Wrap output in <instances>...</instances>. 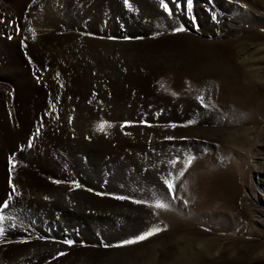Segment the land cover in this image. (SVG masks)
<instances>
[{
  "label": "bare ground",
  "instance_id": "obj_1",
  "mask_svg": "<svg viewBox=\"0 0 264 264\" xmlns=\"http://www.w3.org/2000/svg\"><path fill=\"white\" fill-rule=\"evenodd\" d=\"M198 3L193 0L191 12L169 4L170 16L161 0H27L26 11L0 15V32L7 39L14 34L22 55L26 51L35 60L28 84L42 94L37 101L51 116L45 119L47 133L51 126L46 123L63 121L65 128L72 117L81 132L41 135L33 150L27 147L29 135H0V149L4 144L10 146L7 153L12 150L8 155L19 151L5 184L0 171V192L12 191L9 174L19 185L13 202L0 203L7 205L0 222V264H148L156 257V242L134 250L122 244L143 233V219L157 215L171 227L187 224L183 213H194L193 207L171 197L169 185L176 188L177 175L187 170L182 162L191 142L189 124L219 122L225 104L237 102L229 94L237 91L235 42L221 45L219 39L241 27L232 2ZM190 15L198 18V26ZM129 32L131 42L125 40ZM239 59L247 76L264 78L254 52L243 51ZM38 69L46 74L37 80ZM60 99L58 121L45 104ZM8 100L13 114L33 124L30 101ZM157 113L158 122L170 125L145 129L131 124L126 132L120 130L121 119L155 121ZM104 123L108 126L99 130ZM181 187L179 196L191 201L196 195L198 205L212 210L220 201L236 200L235 189L222 193L213 177Z\"/></svg>",
  "mask_w": 264,
  "mask_h": 264
},
{
  "label": "rangeland",
  "instance_id": "obj_2",
  "mask_svg": "<svg viewBox=\"0 0 264 264\" xmlns=\"http://www.w3.org/2000/svg\"><path fill=\"white\" fill-rule=\"evenodd\" d=\"M220 1L225 4L229 3L228 5L231 6L235 4L233 5L237 7L235 16L241 25L237 32L232 31V34H229L230 37L219 39L221 45L228 41L235 42L233 46L237 50V58L235 57L237 59V91L229 94L236 96L235 101L237 100V102H232L233 104L236 103L235 106L230 105L231 102L225 104L223 108L224 116L219 122H212V120L210 122H192V124H189L191 127L187 139H189L188 142H191L186 146L187 148L183 154L185 159L182 162L184 163L183 167L187 165L185 167L187 170L182 173L183 179H181L182 176L180 178L177 175L176 180H174V184L177 183L176 188L173 185L168 190L171 197L177 200L180 198L179 201L187 204L186 207H193L192 212L194 211V213H188L189 215L183 213L184 219H188L187 226H181L182 228L171 227L168 222L162 219L160 221L159 217H156L157 215L154 217L150 215L148 217H152L151 219L148 217L143 219L144 229L142 234L154 229L160 231L143 241L131 244H125V241L122 243L123 247L134 250L137 247H142V245L148 246L147 244L150 242H156L157 258L155 257L151 261L152 263L149 262L148 264H264V78L247 76L245 74L247 68L239 59L241 52L249 50V52H254L260 59L259 62L261 61L262 66H264V60L261 59L264 56V0ZM26 3L27 0H0V15L2 16L3 12L11 15L22 13L26 11L25 8L27 9ZM202 3L213 4V0H199L198 4ZM201 9L205 14H209L206 7H201ZM190 17L198 26V18L192 15ZM1 18L0 22L3 21V17ZM21 30L22 26H18V33ZM9 36L10 39H7L0 32V56H2V60L0 59V110H5L3 112L6 113L5 119L7 120L5 121L0 113V135H29L26 142L29 150H33L37 146L39 141H34L40 140L41 135H65L66 133L75 135V132L76 135H80V128L73 125V117L65 125L66 129L62 126L64 125L63 121L60 124L54 122V125L46 123L47 126H51V133H47L45 119L51 116H48L49 112H45L40 101H37L39 98L42 99V94L31 91L28 84L29 77L36 69L35 60L34 58H28L26 51L24 52L26 55H22L20 45L12 40L14 34ZM125 38L128 42H131L133 34L129 32ZM5 43H8L9 46ZM260 48L263 49L260 50ZM8 53L10 57H8ZM38 71L40 70L38 69ZM44 74L46 73L40 71V73L35 72L33 76L38 80L40 75L44 77ZM225 86L226 83H222L223 89ZM248 95L252 96V102L247 99ZM10 96L16 99L21 98L22 101L23 99L30 101L28 106L33 113V124L27 126L20 116L18 117L12 113L8 100ZM34 99L36 100L34 101ZM95 99H97V96H95ZM61 104L62 99L58 102L49 103V105L45 104L51 112L55 113L54 117L58 121L62 117ZM159 116L160 113H157L155 121L147 120L144 116L135 120L121 119L119 120L121 122L120 130L124 131L126 128V132L131 124L140 125L145 129H159L170 125L167 121L158 122ZM108 121V123L113 122ZM18 145V149L23 150L24 146L21 142ZM1 146L0 171L5 184L6 172L12 171V162L14 158L16 159L19 151H16L17 154L12 152L13 155H8L12 151L10 150L7 153L10 146L4 144ZM8 157L12 158L7 160ZM178 158L180 157L178 156ZM178 158H176V161ZM20 167L23 168L22 165ZM188 171V178L184 179ZM202 176L205 179L215 178L222 193L235 189L236 200L234 203L220 201L219 206L216 205L212 210L206 205H198L199 200L197 201L196 195L191 197V201L186 200L185 195L179 196L178 189L181 184L182 187L185 184L186 186L196 184L200 178L202 179ZM178 177L183 183L180 182ZM198 177L199 179H197ZM12 180L13 177L9 174V185L12 191L8 194L6 191L0 192V203L6 198H13L11 201L13 202L15 197L19 195V185L14 184ZM75 182L78 186L81 185L80 180ZM106 185L107 181L104 180L101 188L105 189ZM182 187L180 190H182ZM121 198L124 199V196ZM125 198L130 199L129 197ZM3 204L0 205V215L5 208H3ZM135 239L131 238L129 240Z\"/></svg>",
  "mask_w": 264,
  "mask_h": 264
},
{
  "label": "snow or ice",
  "instance_id": "obj_3",
  "mask_svg": "<svg viewBox=\"0 0 264 264\" xmlns=\"http://www.w3.org/2000/svg\"><path fill=\"white\" fill-rule=\"evenodd\" d=\"M126 3H128V0H125ZM162 6L165 9V11L168 12V14L171 16L173 15V8L169 7V4H171L176 11H187V12H191L193 9V0H161ZM194 19V17H193ZM185 29L183 28H179L177 29V31H184ZM108 126L106 123L99 125V130L103 131L105 129V127ZM172 186L169 185V188H171ZM5 207H7V205L5 204ZM156 207H165V205L163 204H157ZM4 220V216L0 215V222H2ZM160 231L159 229H154L151 230L147 233H144L142 235H140L139 237H137L135 240H129V241H125V244H131V243H136L138 241H143L147 238H149L150 236L156 234V232ZM4 232L3 227H0V235H2ZM67 243L71 244V241H67ZM63 255V253L61 254Z\"/></svg>",
  "mask_w": 264,
  "mask_h": 264
}]
</instances>
